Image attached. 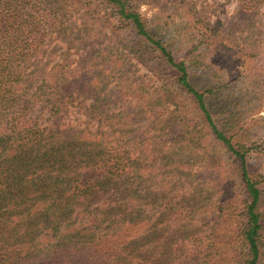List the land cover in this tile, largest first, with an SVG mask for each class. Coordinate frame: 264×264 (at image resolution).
<instances>
[{
  "label": "trees",
  "instance_id": "16d2710c",
  "mask_svg": "<svg viewBox=\"0 0 264 264\" xmlns=\"http://www.w3.org/2000/svg\"><path fill=\"white\" fill-rule=\"evenodd\" d=\"M76 1L83 11L69 0H0V264H264L262 183L249 174L247 149L227 136L232 120L221 129L214 117L229 85L194 84L129 0ZM238 5L235 18L249 25L264 0ZM52 43L61 50L50 66L55 51L43 50ZM121 55L162 86L134 85ZM186 102L196 120L183 117ZM37 105L48 125L28 118ZM71 109L95 132L63 127ZM206 136L239 174L236 205L228 181L192 180L174 158ZM223 220L233 228L224 234Z\"/></svg>",
  "mask_w": 264,
  "mask_h": 264
},
{
  "label": "rangeland",
  "instance_id": "374dc122",
  "mask_svg": "<svg viewBox=\"0 0 264 264\" xmlns=\"http://www.w3.org/2000/svg\"><path fill=\"white\" fill-rule=\"evenodd\" d=\"M69 1L73 9H85L76 0ZM129 1L137 7L147 28L169 43L177 60L186 62L194 84L203 86L209 81L211 86L222 83L229 85L218 93L217 101L215 100V122L223 129L225 121L232 120L234 127L227 131V136L231 137L235 147L243 146L247 149L249 174L253 179L261 181L264 198V5L259 7L256 14H252L249 25H246L241 18H235L239 7L238 0ZM192 4L197 11L202 8L204 13H197ZM98 25L102 35H106L112 44L117 45L113 42L116 35H113L111 28L101 23ZM248 27L251 28L252 34L249 33ZM54 44L56 43L46 45L43 50L46 53L55 51V58L51 60L50 66L58 61L61 50L55 48ZM114 50L111 52L115 55L124 53L123 50ZM118 58L123 65L122 70L127 71L130 77L140 80L134 85L141 82L146 93H149L151 86H162L143 64L127 55ZM69 59L75 61L77 58L71 55ZM42 62L45 63L44 60ZM34 85L36 86L33 83ZM181 111L185 119L196 120L192 102L184 103ZM28 118L38 126L48 125L53 120L41 105L33 107ZM61 124L63 127L88 129L90 132H95L96 129L86 124L84 114L75 109L64 115ZM138 126L140 131H143L140 125ZM152 134L150 132V135ZM208 138L206 136V140H203L202 148L190 147L183 155L174 158L184 163L181 171L183 169L192 180L197 177H220L219 180L228 181L227 192L233 197L229 204L236 205V192L240 190V181L237 178L239 174L230 173L232 162L224 148ZM207 159H212V162L209 163ZM147 161L152 174L161 166L154 157ZM213 165L218 168L217 175ZM184 186L188 188V185ZM262 207L264 213V203ZM232 208L225 206V217L226 214L232 216ZM218 223V230L222 234L233 229L228 227L231 223L224 220Z\"/></svg>",
  "mask_w": 264,
  "mask_h": 264
}]
</instances>
